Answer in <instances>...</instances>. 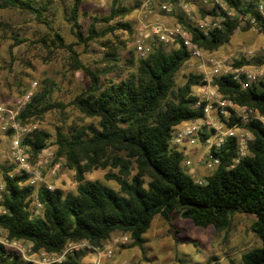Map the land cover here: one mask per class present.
<instances>
[{
    "label": "trees",
    "instance_id": "obj_1",
    "mask_svg": "<svg viewBox=\"0 0 264 264\" xmlns=\"http://www.w3.org/2000/svg\"><path fill=\"white\" fill-rule=\"evenodd\" d=\"M225 2L237 13L254 17L264 33V17L259 9L262 5L264 10V0ZM79 4L80 0H76L71 10L76 24ZM0 7L31 12L40 22L50 24L44 15L47 4H39V0H5ZM136 7L138 3L127 5L123 0H113L106 16H93L88 33L77 30L74 34L85 45L117 29L133 35V26L122 19ZM220 10L221 27L208 33L187 21L184 15H175L202 50L214 51L231 40L239 23L220 5L198 11L204 19L209 15L218 16ZM98 23L106 24L107 31L100 32ZM55 36L70 50L76 69L85 70L91 77L90 86L75 97L74 103L85 114L98 117L99 127L92 126L89 131L75 128L57 132L59 156L76 169L78 187L75 192L65 193L58 187L53 190L40 187L36 192L34 186L26 184L28 174L17 173L10 177L6 173L15 166L0 160V170L9 191L4 200L8 212L0 214V227L8 232V237L30 241L35 251L60 252L68 243L82 240L102 248L113 233L121 232L131 237L133 246L143 248L145 234L157 215L170 221L172 214L177 213L197 226L224 230L231 225L235 213L244 212L256 215L252 228L262 244L245 252L242 264H264L262 122L253 120L247 125L253 140L245 157L239 158L237 140L230 138L218 152L214 151L221 158L217 169L204 183H199L184 168V152L172 144L177 125L202 115V110L194 106L199 100L194 88L205 83L204 74L191 71L185 75L183 84L177 82V76L193 58L184 42L175 41V47L169 50L155 46L147 57L139 58L136 71L102 82L97 73L84 65L73 43L66 44L58 32ZM15 40L23 42L18 37ZM259 63L246 58L233 62L235 66ZM218 89L224 98L257 109L264 115V79L243 88L231 76H223ZM50 93L48 89L36 92L21 110L18 120L29 124L55 107V103L48 100ZM50 136L48 131L37 128L23 142L29 145L35 157L47 146ZM109 166L115 170H109L106 178L116 180L119 189L100 180H86L85 172ZM37 199L43 204L39 215L33 211ZM0 264L33 263L22 259L0 241ZM51 264H82L81 255L79 252L68 254L63 261Z\"/></svg>",
    "mask_w": 264,
    "mask_h": 264
},
{
    "label": "rangeland",
    "instance_id": "obj_2",
    "mask_svg": "<svg viewBox=\"0 0 264 264\" xmlns=\"http://www.w3.org/2000/svg\"><path fill=\"white\" fill-rule=\"evenodd\" d=\"M4 1L0 0V4ZM75 1L39 0V4H47L44 15L49 25L40 22L31 12L14 7H0V104L15 106L23 93L33 91L35 94L44 89L50 90L48 100L55 103V107L34 118L31 123L25 124L36 127L32 132L40 128L51 134L47 146L35 157L29 147L32 165L40 170L36 192L48 184L61 188L65 193L77 190L76 169L69 167L67 160L59 156L57 132L73 131L75 128L89 131L92 126L99 127L98 117L85 114L74 103L75 97L90 86L91 77L85 70L76 69L70 50L61 45L55 32L60 33L66 44L73 43L84 65L97 73L102 82H106L109 78L117 80L136 71L141 57L136 52L135 44L138 38L142 37V30L144 34L149 33L147 25L176 23L175 17L160 11L155 3L150 10H142V0H123L127 5L139 4V7L122 19L133 26L134 34L117 29L85 45L78 41L74 31L88 33L93 16H106L111 4L108 0H80L76 24L71 15ZM187 1L197 10L205 7L210 9L214 4L220 5L224 11L231 12L230 16L236 18L239 25L228 43L214 51L203 50L201 58H192L177 76L179 84L186 81L185 75L191 71L209 73L212 58L231 63L246 58L260 62L250 66L264 65V33L254 17L244 16L230 9L225 0H208L207 6L203 4V0ZM220 12L221 10L216 16L219 20L222 19ZM106 26L98 23L97 27L101 32L103 29L107 31ZM16 37L23 39V42L17 43ZM155 46H163L169 50L175 47V43H156ZM110 52L112 55H108ZM194 94L202 95L201 87H195ZM186 125L187 123L183 124ZM0 138V160L11 162L10 138L3 133ZM182 144H176V147L182 149L185 145L189 149L187 159L191 161V164L187 165L184 160V168L196 180L205 181V178L217 169L209 168L200 161L207 156L206 147L200 141L190 144L187 138ZM109 170L115 169L110 166L95 167L85 172L86 180H100L119 189L116 180L106 178ZM172 215L170 221L161 215L154 218L145 234L146 242L143 248L133 246L129 235L115 232L99 249L100 253L79 251L82 264H97L98 260L99 264H242L243 254L262 244L261 238L252 228L256 220L254 214L235 213L231 225L224 230H218L214 226L200 227L181 214ZM13 240L8 237V232L0 227V241L10 250L26 261L42 264V250L35 251L30 241L24 240L21 243L26 250L25 254H22L12 245ZM108 248L113 250L110 257L105 254Z\"/></svg>",
    "mask_w": 264,
    "mask_h": 264
},
{
    "label": "built area",
    "instance_id": "obj_3",
    "mask_svg": "<svg viewBox=\"0 0 264 264\" xmlns=\"http://www.w3.org/2000/svg\"><path fill=\"white\" fill-rule=\"evenodd\" d=\"M109 1L111 4L113 0ZM153 3L156 4L160 11L167 15L175 18V14L177 13L184 15L187 21L193 23L206 33L222 25L221 20L215 16L209 15L207 18H201L198 12L199 9L193 8L187 0H142V10H150ZM207 3L208 0H203L204 5L207 6ZM260 7L264 17L263 6L261 5ZM205 8L207 9V7ZM228 13L231 15V12ZM144 16L146 17V15ZM147 26L150 29L149 33L144 34L142 30V37L138 38L135 44L136 52L141 58H145L153 52L156 43L167 44L170 42L174 43L177 40L184 42L192 52L193 58H201L203 56V50L193 41L189 30L177 18L176 23L173 25L151 23ZM209 66V73H203L205 83L199 86L202 89V95H198L199 100L194 105L195 108L202 110V115L177 125L174 128L172 144L176 147V144H182L185 138L189 140L190 144H196L199 141L202 142L207 149V156L201 158L200 161L204 162L207 167L214 168L221 163V158L214 151L218 152L230 138H236L240 155L239 158L245 157L249 152V143L253 140V133L247 129V125L253 120H260L264 125V116L260 114L259 110L238 105L224 98L218 89L219 80L223 76H231L243 88H250L264 79V65L258 67L250 65L235 66L227 60L212 58ZM33 95L34 92L29 91L18 100L15 106L0 104V134L3 133L10 138L9 153L12 161L6 163L15 166L13 170L7 171L6 174L13 177L17 173H26L28 174L26 184L36 187L39 184L40 170L32 165L29 146L23 142L24 137L28 136L36 127L25 125L18 120V115L32 99ZM184 123H187V125L183 126ZM205 135L207 137L203 138ZM180 150L184 152L186 164L190 165L191 161L187 159L189 149L184 145ZM197 181L204 183V180ZM46 187L50 190L55 189L50 184ZM8 192L5 175L0 170V214L8 212V208L4 204ZM42 209L43 204L37 199L33 206V211L36 215H39ZM21 241H24V239H14L12 245L22 252V254H25L26 247L22 245ZM30 245H32L31 242ZM99 249L86 240L71 242L70 245H66L60 252L42 250V264L61 262L68 254L79 251L100 253ZM105 254L109 257L112 256V248H108ZM97 264H99V260Z\"/></svg>",
    "mask_w": 264,
    "mask_h": 264
}]
</instances>
